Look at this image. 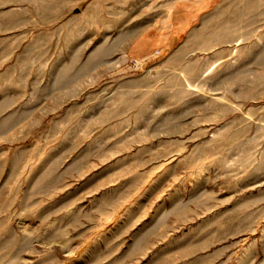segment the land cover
<instances>
[{
  "label": "rangeland",
  "instance_id": "rangeland-1",
  "mask_svg": "<svg viewBox=\"0 0 264 264\" xmlns=\"http://www.w3.org/2000/svg\"><path fill=\"white\" fill-rule=\"evenodd\" d=\"M0 264H264V0H0Z\"/></svg>",
  "mask_w": 264,
  "mask_h": 264
},
{
  "label": "crops",
  "instance_id": "crops-1",
  "mask_svg": "<svg viewBox=\"0 0 264 264\" xmlns=\"http://www.w3.org/2000/svg\"><path fill=\"white\" fill-rule=\"evenodd\" d=\"M173 10H174V8H173ZM179 11V10H178ZM171 15L173 16L174 15V11H171ZM187 15V18H189V15L188 14H186ZM171 16V17H172ZM194 24H193V20L191 19H188V22L187 23H185V24H183V29L184 30H182L181 32H179L178 33V35L180 36L181 35V33H183V31H186V34H187V37L184 39V41H183V43L182 44H184V47L182 48V49H184L185 47H189V45H190V42L191 41H193L194 39H196V37H197V34H199V32H200V29H192ZM188 32H190V33H188ZM202 32V31H201ZM178 36V37H179ZM192 37V38H191ZM175 38V37H174ZM173 38V39H174ZM198 38V37H197ZM200 39V38H199ZM196 41H197V39H196ZM207 42V40L206 41H204V43H206ZM193 43V42H192ZM197 44H203L202 42H199V43H197ZM196 44V45H197ZM182 49H180V51L178 52L177 51V53L180 55V54H182ZM196 51V50H195ZM195 51H192V52H190V53H188V54H186L185 56H188V55H190V54H193V52H195ZM80 55L82 56V51L80 52ZM81 72H82V70H81ZM78 74V73H77ZM81 75H82V73H81Z\"/></svg>",
  "mask_w": 264,
  "mask_h": 264
},
{
  "label": "built area",
  "instance_id": "built-area-1",
  "mask_svg": "<svg viewBox=\"0 0 264 264\" xmlns=\"http://www.w3.org/2000/svg\"><path fill=\"white\" fill-rule=\"evenodd\" d=\"M133 64H134V66H136V67H137V66H139V64H140V63H139V61H138V60H133Z\"/></svg>",
  "mask_w": 264,
  "mask_h": 264
}]
</instances>
